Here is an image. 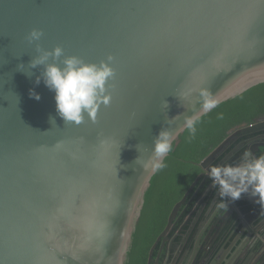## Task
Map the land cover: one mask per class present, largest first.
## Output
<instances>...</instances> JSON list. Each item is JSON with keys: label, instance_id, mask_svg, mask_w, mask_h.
<instances>
[{"label": "water", "instance_id": "95a60500", "mask_svg": "<svg viewBox=\"0 0 264 264\" xmlns=\"http://www.w3.org/2000/svg\"><path fill=\"white\" fill-rule=\"evenodd\" d=\"M33 28L42 36L30 43ZM37 44L85 62L113 56L111 102L95 122L57 114L54 91L36 83L43 66L28 67ZM261 83L264 0H0V264H125L155 175L137 156L146 160L162 127L175 132L199 110L200 88L221 104ZM263 127L233 130L200 163L148 264H238L243 232L206 250L205 235H216L201 228L206 203L180 222L182 207L232 138Z\"/></svg>", "mask_w": 264, "mask_h": 264}, {"label": "clouds", "instance_id": "9594fccd", "mask_svg": "<svg viewBox=\"0 0 264 264\" xmlns=\"http://www.w3.org/2000/svg\"><path fill=\"white\" fill-rule=\"evenodd\" d=\"M42 31L33 28L28 34L29 42L39 41ZM39 55L35 56L29 63L30 69L43 66V70L36 78L39 84L41 79L46 87L54 91L56 112L66 122L81 124L84 121V114L95 122L101 104L107 106L111 102V93L108 92V81L114 77V69L110 64L114 58L108 55L107 60L99 63L85 62L81 57L75 55L64 56V50L57 45L52 50L41 49L36 45ZM51 57V61L49 58ZM61 57L63 59L61 60ZM56 61H60L57 63ZM18 69L25 71L23 64ZM31 76V71H25ZM35 99L39 100L40 95L34 90L30 91ZM191 95V91L184 94L185 98ZM199 110L192 115L186 116L184 122L175 132L168 127H162L154 137L151 155L146 160L137 156L135 163L143 167L149 175H154L166 168L165 159L173 150V142L181 132L187 134L188 139L195 137L197 125L201 119L216 109L220 100L207 88H200ZM163 108H168V102H162ZM176 118V117H175ZM175 118L168 120L171 123ZM218 119H223V114H218ZM54 125L55 119L50 117ZM138 145V144H137ZM135 146L139 151L138 146ZM206 175L211 179L214 188L218 187L220 203L217 207L227 210L225 198L237 200L242 194H249L257 197L256 202L264 208V155L253 156L246 152L241 162L232 165H209Z\"/></svg>", "mask_w": 264, "mask_h": 264}, {"label": "trees", "instance_id": "16d2710c", "mask_svg": "<svg viewBox=\"0 0 264 264\" xmlns=\"http://www.w3.org/2000/svg\"><path fill=\"white\" fill-rule=\"evenodd\" d=\"M221 113L223 119H218V114ZM262 117H264V83L221 103L204 116L197 125L194 138L188 139L187 134L183 133L179 143L173 146V150L165 159L166 168L154 175L146 192L141 216L136 224L133 243L125 264H148L150 250L166 228L174 206L184 198L191 185L202 173L200 163L224 142L233 130L243 125L253 124ZM236 141V138L231 140L213 165L234 151L238 142ZM235 158L236 156L233 159ZM232 163L233 160L228 162V164ZM209 184L210 180H206L195 196L194 193L199 184L191 192L183 205V208H187L182 219Z\"/></svg>", "mask_w": 264, "mask_h": 264}, {"label": "flooded vegetation", "instance_id": "af4514ba", "mask_svg": "<svg viewBox=\"0 0 264 264\" xmlns=\"http://www.w3.org/2000/svg\"><path fill=\"white\" fill-rule=\"evenodd\" d=\"M261 119L263 120L264 117L258 120ZM234 138L238 141H236L237 145L234 148V151L224 159L220 160L216 165H226L230 160H233L232 165H236L241 162V158L246 152H251V154L256 157L264 155V127L254 132L240 134ZM235 156L236 158L233 159ZM211 185L212 181L210 180V184L185 216L188 217L192 214L196 205L199 203V210H201V208L204 207V203H206L202 214L201 228L203 231L209 225L205 234L211 230L213 233H216V235L214 238L205 235L206 239L202 241L203 247L210 251L216 244H223L225 241L224 238L232 233L236 234L238 231H242L244 234L242 243L244 249L238 255V264H264V208L253 200V198L257 197H252L245 193L242 194L239 199L234 201L230 198H225V202L228 205L227 210L220 209L217 207L218 203H220V197L216 203H214L216 190L218 188L215 191H210L204 201L201 200ZM199 189L195 191L194 196L197 195ZM186 208L182 207L183 213ZM199 210L196 212L197 216L200 214L198 212ZM182 220H180V222ZM179 225L180 224H178L177 227H179ZM194 242V239H192L190 245H193ZM208 256L209 255H207L206 258Z\"/></svg>", "mask_w": 264, "mask_h": 264}, {"label": "crops", "instance_id": "0c3cea01", "mask_svg": "<svg viewBox=\"0 0 264 264\" xmlns=\"http://www.w3.org/2000/svg\"><path fill=\"white\" fill-rule=\"evenodd\" d=\"M178 229H179V227L176 228V231H177ZM158 251H159V248H157L156 251H155V257L157 256ZM159 264H162V261H160Z\"/></svg>", "mask_w": 264, "mask_h": 264}]
</instances>
